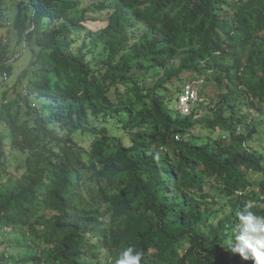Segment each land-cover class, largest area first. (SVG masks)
<instances>
[{"label": "trees", "instance_id": "1", "mask_svg": "<svg viewBox=\"0 0 264 264\" xmlns=\"http://www.w3.org/2000/svg\"><path fill=\"white\" fill-rule=\"evenodd\" d=\"M5 1L0 264H114L127 246L252 264L229 242L244 204L264 216V0ZM187 73L218 91L185 115Z\"/></svg>", "mask_w": 264, "mask_h": 264}, {"label": "clouds", "instance_id": "2", "mask_svg": "<svg viewBox=\"0 0 264 264\" xmlns=\"http://www.w3.org/2000/svg\"><path fill=\"white\" fill-rule=\"evenodd\" d=\"M182 94L178 98L179 103ZM235 215L238 223L233 230V239L229 242L230 251L244 261L264 264V216L257 215L251 204H244ZM142 257L140 250L127 246L116 255L114 264H141Z\"/></svg>", "mask_w": 264, "mask_h": 264}, {"label": "rangeland", "instance_id": "3", "mask_svg": "<svg viewBox=\"0 0 264 264\" xmlns=\"http://www.w3.org/2000/svg\"><path fill=\"white\" fill-rule=\"evenodd\" d=\"M14 1L15 0H6L5 1V3H11L10 5H14ZM5 9H6V11L7 12H9L10 11V9L8 8V7H6L5 6ZM107 13V12H106ZM89 16L91 15V12H89V14H88ZM99 16H100V14H96V17H97V21L96 22H93V21H89L88 23H87V25L89 26V27H91V28H93V29H98V28H100V27H102L105 23L103 22V21H101L100 20V18H99ZM26 58H24L23 60H25ZM28 64V61H24V62H21L20 64H19V66L17 67V73H19L23 68H24V66H26ZM185 80H187V88L189 87H192V86H194L198 91H199V95H200V93H201V96H202V94H203V91L205 90V89H208V90H215V91H218L217 89H216V87H214L213 85H211V84H206V85H204L205 83L203 82L204 80L202 79V78H199V77H195L193 74H191V73H187V74H185ZM197 80V81H196ZM203 84V85H202ZM200 85H201V87H200ZM180 94L181 93H178L177 95H175V101H174V103H173V106L174 107H177V108H180V103H179V101L177 100V98L180 96ZM201 96L199 97V99H201ZM256 145L258 146V145H260V143H258V142H256ZM17 162V161H16ZM16 162H14V163H16ZM11 170L12 171H16L15 170V168L14 167H12L11 168Z\"/></svg>", "mask_w": 264, "mask_h": 264}, {"label": "built area", "instance_id": "4", "mask_svg": "<svg viewBox=\"0 0 264 264\" xmlns=\"http://www.w3.org/2000/svg\"><path fill=\"white\" fill-rule=\"evenodd\" d=\"M199 99V91L194 87H188L186 91L180 97V108L182 113L190 114L192 112L193 105Z\"/></svg>", "mask_w": 264, "mask_h": 264}]
</instances>
